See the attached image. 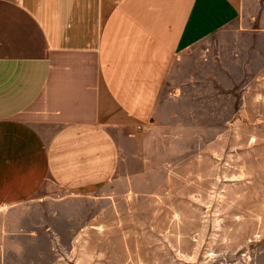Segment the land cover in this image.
Returning a JSON list of instances; mask_svg holds the SVG:
<instances>
[{
  "label": "crops",
  "instance_id": "0c3cea01",
  "mask_svg": "<svg viewBox=\"0 0 264 264\" xmlns=\"http://www.w3.org/2000/svg\"><path fill=\"white\" fill-rule=\"evenodd\" d=\"M228 30L264 33V0H0V207L29 209L26 241L44 207L134 191L166 81ZM15 240L0 264H42Z\"/></svg>",
  "mask_w": 264,
  "mask_h": 264
},
{
  "label": "rangeland",
  "instance_id": "374dc122",
  "mask_svg": "<svg viewBox=\"0 0 264 264\" xmlns=\"http://www.w3.org/2000/svg\"><path fill=\"white\" fill-rule=\"evenodd\" d=\"M202 61L166 81L134 191L74 217L44 207L33 242L29 209L0 207L17 218L0 240L42 264H264V33L222 32Z\"/></svg>",
  "mask_w": 264,
  "mask_h": 264
}]
</instances>
